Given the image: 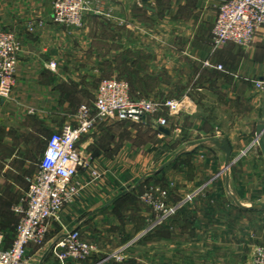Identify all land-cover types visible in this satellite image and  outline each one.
<instances>
[{
    "label": "crops",
    "instance_id": "1",
    "mask_svg": "<svg viewBox=\"0 0 264 264\" xmlns=\"http://www.w3.org/2000/svg\"><path fill=\"white\" fill-rule=\"evenodd\" d=\"M225 1L100 0L84 27L71 30L52 21V0H11L34 10L26 26L24 21L10 29L22 50L11 98L0 100V225L6 226L8 241L16 231L9 220H18L13 210L26 202L28 178L36 174L49 138L65 125H76L79 107L94 102L96 84L107 73L129 82L135 98L185 100L186 107L176 116L162 115L167 128L155 126L153 119L108 120L84 136L78 144L88 165L79 177L83 189L60 222L50 223L45 245L63 235V228L96 244L92 260L137 246L150 211L141 194L156 188L159 170L150 176L136 170L157 162L150 147L182 134L191 140L185 141L191 162L215 170L195 182L193 203L199 207L191 208V243L207 250V260L191 264L251 263L254 249L264 245L259 228L264 211L256 207L260 188L249 172L257 163L264 169L261 149L253 144L264 97L256 85L264 82V28L249 47L228 43L215 50L212 28ZM219 65L224 71L216 69ZM92 170L101 177L94 179ZM114 170L133 172L121 178ZM244 249L247 260L239 255Z\"/></svg>",
    "mask_w": 264,
    "mask_h": 264
},
{
    "label": "built area",
    "instance_id": "2",
    "mask_svg": "<svg viewBox=\"0 0 264 264\" xmlns=\"http://www.w3.org/2000/svg\"><path fill=\"white\" fill-rule=\"evenodd\" d=\"M93 6L87 0H52V21L59 26L81 30ZM261 28H264V0H226L219 7L212 28V46L215 50L228 43L249 47ZM21 50L22 43L15 33L0 29V100L11 98ZM206 66L211 65L206 63ZM50 68L56 70L57 64L52 62ZM216 69L224 71L220 65ZM256 85L264 91V82H256ZM185 107V100L135 98L125 80H102L94 102L79 107L76 125H65L49 138L36 174L28 178L30 189L26 202L13 210L18 223L10 245L7 244L6 233L0 230V264H30L29 250L45 246L50 223L60 222L64 210L75 203L83 189L79 177L81 170H87L88 165L78 144L99 123L154 119L155 126L167 128L168 119L162 115L176 116ZM91 176L94 179L101 177L94 170ZM143 199L150 202L157 212L162 210L163 206L152 194H145ZM54 246L59 259L66 264H86L98 253L96 244L84 241L78 230L65 232L57 238ZM250 264H264V245L256 248Z\"/></svg>",
    "mask_w": 264,
    "mask_h": 264
},
{
    "label": "rangeland",
    "instance_id": "3",
    "mask_svg": "<svg viewBox=\"0 0 264 264\" xmlns=\"http://www.w3.org/2000/svg\"><path fill=\"white\" fill-rule=\"evenodd\" d=\"M87 1L95 3L100 0ZM33 10L31 5L24 4L23 7H17L11 3V0H0V29L10 31V29L21 27L22 25L20 26V24L24 21H27L26 26L30 22L29 19ZM104 29L106 28L104 27L102 30ZM11 32L13 31L11 30ZM100 77L101 80L97 84L95 83L96 86L104 79L118 78V76L117 78H112L107 73ZM118 80L123 79L120 78ZM261 115L260 113L262 122L263 118ZM153 121L154 119L151 120V122ZM252 139L253 134L244 137V142L246 143ZM189 140V136H182V134L175 139L164 138L162 147L158 145L150 147V150H153L150 153L155 155L154 158L157 159V162L154 163L152 161L153 165L148 166L147 170H136L137 173L142 175L147 173L148 176L159 170L156 188L148 187L141 195L144 198L145 194H152L163 206V211L157 212L150 202H146L143 199V204L150 209L143 240L127 253L115 255L108 260H89L86 264H191V260L200 262L207 260V250L191 243V221L193 223L194 219L191 216V208L199 207L198 202L193 203L195 197H192V194L194 193L195 182H202V180L208 179L215 170L197 167L196 162H191V152L186 149L188 142L185 143V141ZM254 146L255 150H259L258 144ZM144 171L145 173H143ZM114 172L115 174L117 173L115 177L119 175L122 178L123 175H129L133 170H114ZM249 172L253 175L252 178L258 182L260 188L256 197L259 199L256 203L258 205V203L264 201V169L263 166L257 163ZM156 189L160 191L156 192ZM9 221L12 224L9 226L10 230L17 226L18 220ZM259 224V228L263 231L264 215L260 217ZM5 227L0 225V230L6 233ZM61 231L65 233V229L63 230L62 228ZM58 234L61 235L59 230ZM54 243H48L39 250L32 249L28 253L30 264H66L59 259V252L55 249ZM246 248L248 249V247ZM247 249H244L243 253L239 254L245 260H247L249 254ZM229 251L235 252L233 250ZM226 259L234 260L235 258L234 256H228Z\"/></svg>",
    "mask_w": 264,
    "mask_h": 264
},
{
    "label": "water",
    "instance_id": "4",
    "mask_svg": "<svg viewBox=\"0 0 264 264\" xmlns=\"http://www.w3.org/2000/svg\"><path fill=\"white\" fill-rule=\"evenodd\" d=\"M262 116H263V119H262L261 124L257 128V137H256L253 144L254 145L258 144V146L260 147L261 152L264 156V97H263V106H262ZM161 131H163L166 134H169V132L167 130L162 129ZM256 207L258 209L264 211V204H259Z\"/></svg>",
    "mask_w": 264,
    "mask_h": 264
},
{
    "label": "trees",
    "instance_id": "5",
    "mask_svg": "<svg viewBox=\"0 0 264 264\" xmlns=\"http://www.w3.org/2000/svg\"><path fill=\"white\" fill-rule=\"evenodd\" d=\"M14 237H15V235H14ZM14 237H13V239H14ZM13 239L11 241H8V237H7V244L10 245L12 243Z\"/></svg>",
    "mask_w": 264,
    "mask_h": 264
}]
</instances>
